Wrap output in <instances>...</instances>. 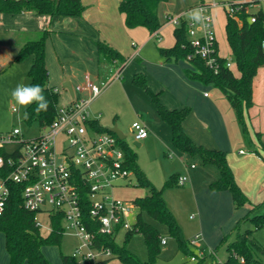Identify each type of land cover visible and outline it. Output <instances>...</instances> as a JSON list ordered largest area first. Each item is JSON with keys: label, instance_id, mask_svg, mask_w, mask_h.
I'll return each mask as SVG.
<instances>
[{"label": "rangeland", "instance_id": "obj_1", "mask_svg": "<svg viewBox=\"0 0 264 264\" xmlns=\"http://www.w3.org/2000/svg\"><path fill=\"white\" fill-rule=\"evenodd\" d=\"M225 1L166 0L159 7V19L163 23L167 19V14L176 16L184 12L189 13L191 9H194L200 3L212 4L209 10L219 53L224 57H230L231 48L225 29L229 4ZM82 3L87 7L83 16L51 17L47 14L27 11L16 14L0 12V69L6 68L0 74V132L9 131L13 127H19L27 137L42 132L37 123L31 125L24 120L25 108L16 105L11 100L10 92L17 84H29L26 72L31 65V56L19 62L13 60L16 47L11 43L12 31L18 32L16 37L19 36L20 38L22 36L21 31L35 33L48 28V25H50L49 28L54 30L46 42V62L49 70L48 84L56 86L59 90V102L61 104L67 103L71 97L69 90L63 86L65 81H70L73 88L78 85L83 86L86 84V75L89 74V80L92 83L103 86V82L108 81L112 73L116 71V67L105 64L102 66L104 72L102 74L97 73L99 64L95 41L99 36V32L103 36L111 34L112 39L109 42L127 58V65L121 72V77L116 76L113 78L105 87L103 86L99 95L92 99L89 108L90 115L98 118L104 127L118 124L126 134L125 141L136 152L140 167L157 187H163L173 173H180L189 177L190 181L184 185L166 186L164 188L166 203L179 222L185 238H189L195 233L200 220V213L206 210L209 211L211 208L210 203L201 204L196 198V191L200 190L205 180H207V173L204 172V169L205 167L209 169L214 167L218 172L219 169L216 164L204 163L200 155L181 152L173 145L170 125L157 114L155 103L148 91L133 82L134 74L141 69L139 59L134 56V51L140 46L141 39L133 33L136 30L144 31L146 36L153 33L142 25L129 29L125 24L124 15L119 10V0H82ZM260 7L264 10V3L254 5L251 10L257 11ZM97 23L102 25L100 31L96 27ZM105 23L109 26H104ZM177 26L178 24L171 20L166 22L160 29L158 37L153 36L143 52L150 53L152 57L154 56L153 53L162 55L160 48L170 47L174 44V29ZM133 42L137 44L134 46L135 43ZM140 57L143 58L142 55ZM178 67L184 72V69L190 68V63L182 59L179 61ZM235 72L236 74L239 73L237 70ZM164 75H166L165 71H161V73L155 71L153 73L154 79L150 80L147 76L148 84L153 90L160 92V100L163 104L174 96L173 90L160 85ZM170 75L168 74L167 80L170 79ZM263 81L264 66L258 69L254 77L257 93H262ZM202 84L205 85L202 86L204 91L213 93L215 89H219L224 94L213 83L202 82ZM76 95L86 99L92 97L91 92L87 89L76 91ZM225 98L229 101L226 96ZM13 106L18 107V110L13 111ZM252 106L245 111L251 137L250 144L243 137L242 127L233 108L234 117L241 131V147L248 153L252 150L256 154L259 147L261 155L264 157V148L261 146L263 145L261 140L264 141V134L260 133L261 129L257 124V120L259 121L260 118L259 111L255 105ZM137 120L144 122L149 128L150 134L144 140H136L132 132V123ZM257 133H260V139ZM136 141H139L140 144L137 145ZM239 150L236 151V154ZM191 164H195L197 168H191ZM249 165L250 177L243 167H240L238 171L240 179L243 181V186L240 185V187L254 204L260 203L252 215L264 214V160L261 158L260 160H252ZM240 170H242V173ZM136 183L135 176H132V184L123 187L118 186L114 191V195L128 200L143 196L146 190L137 186ZM252 207L253 205L248 203L237 209L239 216L227 232L229 240L235 238L236 231H233V228L237 221L245 217ZM139 211V208L135 210L136 213ZM142 216L146 221L152 223L159 230L160 237L165 238L167 241L166 244L161 245V254L156 264L193 263L188 255L178 250L177 241L170 234L165 224L151 218L146 212H143ZM212 222L214 223L213 220ZM247 229L252 230L255 241L264 247V225L258 226L254 220L244 219L239 230L244 232ZM41 232L46 235L49 231L43 228ZM124 238L125 233L121 231L116 237L117 243L122 244ZM5 240V234L0 232V264H8L9 262ZM79 243L78 236L66 232L61 244H46L43 246V252L53 264H62L61 252L71 254ZM127 245L141 259H148L147 247L140 232H134ZM226 246L227 243L220 244L219 242L215 247L216 249L207 248V256L201 264L224 261L228 254ZM261 257L264 259V255ZM108 264H123V262L119 258L113 257Z\"/></svg>", "mask_w": 264, "mask_h": 264}, {"label": "trees", "instance_id": "obj_2", "mask_svg": "<svg viewBox=\"0 0 264 264\" xmlns=\"http://www.w3.org/2000/svg\"><path fill=\"white\" fill-rule=\"evenodd\" d=\"M164 1L166 0H119V10L124 14L125 24L128 28L142 25L154 32L163 25L159 19V7ZM252 7V2L235 3L234 15L227 12L225 29L234 62L231 68L226 66L228 57L222 56L219 49L217 50L219 63L217 72L208 67L205 60L200 56L194 55L193 47L187 36L185 19L174 29V44L170 47L160 48L166 61L185 59L190 63L192 67L185 69L189 78L204 83H213L224 92L236 111L243 137L249 144L251 137L245 111L254 103V77L258 69L264 65V10L260 7L259 10L252 11ZM85 9L86 6L82 0H0V12L10 14L31 11L37 14H47L51 17L81 16ZM252 16L256 17L255 21L250 20ZM17 33H13V41L18 45V51L13 60L19 62L31 56L32 63L26 73L29 84L40 85L49 102L46 111L36 112L35 104L25 108L24 120L28 124L37 123L43 127L50 124L55 118L60 104V92L56 86L48 84L46 42L53 30L46 28L35 33L22 32L20 38L19 36L16 37ZM96 46L98 73L102 74L104 72L102 66L108 64L110 67L118 68L121 77V72L128 61L127 58L104 38H98ZM189 55H191L190 58ZM5 69H1L0 73ZM235 70L239 73L236 74ZM113 73L109 80L115 74ZM133 82L144 87L150 94L155 103L157 114L170 125L172 143L178 150L191 155H200L204 163L217 165L219 176L209 183V188L216 191L229 190L237 209L248 203L253 205L245 217L240 218L235 224L233 228V231H236L235 238L229 240V234H227L221 239L220 244L227 243V258L223 262L215 261L214 264H264V259L261 257L264 255V247L255 241L252 230L247 229L244 232L239 230L244 219L254 220L258 226L264 225V214L252 215L260 203L254 204L241 189L228 161L227 152L220 148H211L197 143L183 126L191 108L189 106L169 108L163 104L160 100V92L153 90L148 84V77L145 72H136ZM25 113H27V118H25ZM93 123L99 130H108L98 119L94 120ZM257 136L260 139V133H257ZM119 142L125 151L127 167L134 172L137 180L136 185L144 188L146 192L143 196L133 200L139 206L140 211L134 228L125 232L123 243H117L111 234H99L96 244L109 247L113 252V257L119 258L123 264H156L161 254L162 237H160L159 230L143 218L142 213L146 212L151 218L168 227L170 234L177 241L179 251H183L189 257L196 254V248L189 244V239L185 238L179 222L164 198L166 186L180 185L178 183L180 173L171 174L163 187H157L140 167L136 152L124 139H119ZM83 195L85 199L84 214L86 223H88L87 219H90L88 216V199L86 193ZM35 215V212L26 209L23 205L21 186L10 183V194L6 207L3 214L0 215V232L5 234V246L9 255L8 264H53L44 254L43 246L61 244L64 236L62 218L59 215H54L51 221L52 228L44 235L35 223ZM92 227L90 226V229L94 230ZM134 232H140L143 235L148 251V259L146 260L141 259L127 245ZM61 257L62 264H79L71 254L61 252ZM111 258L103 261V264H107ZM204 258L206 255L191 264H201Z\"/></svg>", "mask_w": 264, "mask_h": 264}, {"label": "built area", "instance_id": "obj_3", "mask_svg": "<svg viewBox=\"0 0 264 264\" xmlns=\"http://www.w3.org/2000/svg\"><path fill=\"white\" fill-rule=\"evenodd\" d=\"M225 2L229 4V14L234 15L235 3L252 2L254 6L264 3V0ZM211 5L200 3L195 6L202 9L207 17L200 23L192 21L188 12L176 16L167 14L165 22L171 20L179 25L185 19L194 55L200 56L208 67L217 72L218 48L209 10ZM255 18L252 16L250 20L255 21ZM233 65L232 57H228L226 66L231 68ZM116 76L120 77L118 71L112 79ZM111 80L103 82V86ZM103 86L92 83L87 75L86 84L78 85L74 91L87 89L92 97L86 99L74 95L68 103H60L55 118L41 127L42 132L38 135L27 137L19 127L0 132V215L6 207L10 183L19 184L23 205L36 213L35 223L40 229L50 231L52 218L59 215L64 233L78 236L80 243L71 255L79 264H103L113 257L109 247L96 244L98 235L111 234L116 240L121 231L125 233L133 229L138 215L135 210L139 208L133 200L114 195L118 186L132 184L134 172L127 167L120 138L110 130L97 129L93 121L98 118L90 115L91 101ZM17 110L18 107L13 106V111ZM131 129L136 140H142L149 134L147 126L140 120L134 121ZM187 181V175L178 178L180 185ZM85 193L90 216L88 223L83 208ZM201 239V233L189 239V244L196 248V254L190 256L193 262L207 255L199 244ZM161 241L166 243L165 238Z\"/></svg>", "mask_w": 264, "mask_h": 264}, {"label": "crops", "instance_id": "obj_4", "mask_svg": "<svg viewBox=\"0 0 264 264\" xmlns=\"http://www.w3.org/2000/svg\"><path fill=\"white\" fill-rule=\"evenodd\" d=\"M86 10L87 7L83 12V14L86 12ZM27 12H31V11H27ZM83 14L81 16H83ZM165 23L166 22H163V25ZM103 25L109 26L107 23ZM48 26L50 27V25ZM101 26L102 25L100 23H97L96 25L99 31L101 30L100 28ZM162 26L158 30L151 32L153 34H151L150 36H146L144 31H140V30L134 31L133 34H135L137 37L139 36L141 39L140 46H138V48L134 51V56L139 59V65L141 67L139 71H143L147 73V76H149L150 80L155 78L153 76V73L155 71L160 73L161 71L166 72V75L162 77L161 80L162 82H160V85H163L164 88H168L169 90L174 91V96H172V98H169V100L167 101L165 100L166 101L165 104L168 105L167 107L170 106L169 108H182L185 106H189L191 108L189 115L183 122L185 131L193 139L202 143L205 146L211 148H220L225 150L227 152L228 161L232 169L234 170L235 178L238 184L243 186V181H241L238 171L240 167H243L247 175H249V177L251 176L249 170L250 161L260 160V158L264 160V157L261 155L259 147H258V151L256 150L257 154L253 153L252 150H250V152L248 153L247 151H245L243 147H241L242 136H241L240 127L239 125H237L236 118L234 117L233 107L230 105L229 101H227V99L225 98L226 95L222 94L221 91H219V89H215L213 93L204 91L203 87L205 85H203L201 81L189 78L185 73V69L184 72L181 71V69H179L178 64L179 61L182 59L174 60V61H166L162 55L159 54L156 55V53H153L154 56L152 57L150 53L143 52L146 45L152 40L151 38H153V36L158 37L159 35L158 33L162 28ZM49 27L48 29L53 30L52 28ZM14 32L16 31L11 32V43L16 47V54H17L18 45L15 44L13 41ZM21 32L30 33V31H21ZM98 35H99L98 38H104L108 41L112 39L111 34H106L105 37L99 32ZM133 43H135L134 46L137 44L136 42ZM96 50H97V46H96ZM140 55H142L143 58H141ZM97 57H98V51H97ZM230 57H232V55ZM31 63H32V58H31ZM191 67L192 66L190 65V68ZM117 71L118 68L116 69V71H114V73H116ZM168 74L171 75H170V79L167 80L166 78L168 77ZM87 75L89 76V74ZM255 85L256 84L253 82V101H254L253 105H255V107L259 111L260 118L259 121L257 120V124L258 127L261 129L260 133L263 135L264 134V81H263L262 93L256 92ZM76 91L78 92L79 90L74 91L75 95H76ZM71 99L72 96L70 97V100ZM148 136L145 137L144 139L148 138ZM261 142L263 144L261 146H263L264 148V141L261 140ZM136 143L140 144L139 141H136ZM238 149L244 150V152H240L239 150L238 153L236 154V151ZM190 167L194 169L197 168L195 164L193 167L191 164ZM240 171L242 173V170ZM204 172L207 173V177H206L207 180H205L203 187H201L200 190L196 191V198L197 201L201 204L210 203L211 208L209 211L206 210L200 213V220L198 221L199 223L198 226L196 227L195 233L192 234L187 239H190L197 233H201L202 239L199 244L201 248H203L205 252H207V248H211L213 250L216 247V245L221 241V239L225 235H227V232L229 231V229L232 228L239 214L237 212V208H235L234 206L232 195L229 190L216 191V190H211L209 188V183L219 176V172L217 171V169H215L214 167L213 169L212 167L211 169L205 167ZM189 181L190 180L188 177L187 182ZM212 220L214 221V223L212 222ZM8 259H9V255H8ZM214 263L215 261L212 262V264Z\"/></svg>", "mask_w": 264, "mask_h": 264}, {"label": "clouds", "instance_id": "obj_5", "mask_svg": "<svg viewBox=\"0 0 264 264\" xmlns=\"http://www.w3.org/2000/svg\"><path fill=\"white\" fill-rule=\"evenodd\" d=\"M189 18L196 22L200 23L207 19L204 15V12L200 8L192 9L189 13ZM11 100L18 106L27 108L33 104L36 105L35 111L41 112L46 111L49 106V102L44 95V89L36 84H17L10 92ZM25 118H27V113H25Z\"/></svg>", "mask_w": 264, "mask_h": 264}, {"label": "water", "instance_id": "obj_6", "mask_svg": "<svg viewBox=\"0 0 264 264\" xmlns=\"http://www.w3.org/2000/svg\"><path fill=\"white\" fill-rule=\"evenodd\" d=\"M63 86L65 88H67L71 94L72 97H74L75 95V92H74V88L72 87L71 85V82L70 81H65L63 83ZM108 130H110L111 132L115 133L120 139H125L126 138V134L124 133V131L118 126L117 123H115L114 125L112 126H108L107 127ZM137 145H139V143H136Z\"/></svg>", "mask_w": 264, "mask_h": 264}]
</instances>
